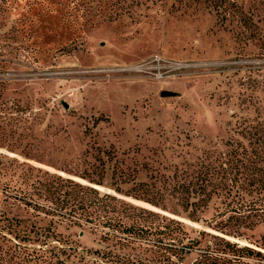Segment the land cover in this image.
Returning a JSON list of instances; mask_svg holds the SVG:
<instances>
[{
  "label": "rangeland",
  "instance_id": "1",
  "mask_svg": "<svg viewBox=\"0 0 264 264\" xmlns=\"http://www.w3.org/2000/svg\"><path fill=\"white\" fill-rule=\"evenodd\" d=\"M263 103L264 0H0V217L68 236L78 253L68 264L110 245L101 226L70 211L75 182L134 207L116 203L142 229L137 257L160 254L176 234L213 233L174 198H157L160 178ZM152 173L146 201L136 193ZM49 191L60 195L44 198ZM171 219L180 226H166ZM202 248L178 264H195Z\"/></svg>",
  "mask_w": 264,
  "mask_h": 264
},
{
  "label": "trees",
  "instance_id": "2",
  "mask_svg": "<svg viewBox=\"0 0 264 264\" xmlns=\"http://www.w3.org/2000/svg\"><path fill=\"white\" fill-rule=\"evenodd\" d=\"M262 105L250 119L237 117L226 140L211 143L195 159L175 165L172 175L162 173L163 179L160 178L163 185L157 190V198L163 199L165 194L174 198L188 217L205 221L213 233L199 232L198 238L189 237L187 242L176 234L175 245L156 246L160 254L137 257L136 250H143L137 236L142 229L127 225L122 219L123 213L116 211V203L121 202L125 210L134 207L110 194L100 196L93 187L73 183L76 191L70 211L83 217L86 223L94 222L95 230L101 226V238L110 241L102 250L87 249L88 255L94 254L87 264H178L184 254L202 243L205 248L195 264H228L235 257L228 258L227 253L264 258V103ZM181 166L184 168L180 171ZM154 176L153 173L149 176L150 182L140 181L145 188L142 193H136L140 199L153 200L149 199L147 191L156 185L158 179ZM59 195V192L49 191L44 198L57 199ZM61 202L64 206L67 199L64 197ZM34 206L45 213L51 211L45 206ZM207 211H211L209 219L202 218L201 214ZM170 223L180 226L173 219L166 226ZM255 232L258 236L251 241ZM210 238H213L211 243ZM239 242L244 244L239 245ZM76 248L74 241L52 226H42L27 218L0 217V264H68L71 256L78 255ZM78 258L86 257L82 254Z\"/></svg>",
  "mask_w": 264,
  "mask_h": 264
},
{
  "label": "water",
  "instance_id": "3",
  "mask_svg": "<svg viewBox=\"0 0 264 264\" xmlns=\"http://www.w3.org/2000/svg\"><path fill=\"white\" fill-rule=\"evenodd\" d=\"M174 93L171 92V91H167V90H163L161 91V95L162 96H170V95H173Z\"/></svg>",
  "mask_w": 264,
  "mask_h": 264
}]
</instances>
